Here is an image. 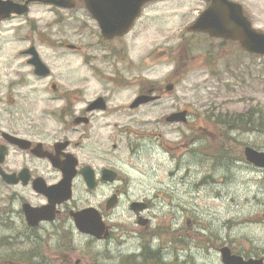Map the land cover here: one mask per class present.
I'll return each mask as SVG.
<instances>
[{
    "label": "rangeland",
    "instance_id": "rangeland-1",
    "mask_svg": "<svg viewBox=\"0 0 264 264\" xmlns=\"http://www.w3.org/2000/svg\"><path fill=\"white\" fill-rule=\"evenodd\" d=\"M232 1L243 6L255 29L264 31V0ZM203 7L197 0L162 2L145 14L146 32L127 40L132 58L144 59L148 50L160 47L173 52L175 58L186 55L189 62L170 97L157 107H148L139 115L115 117L118 127L127 130L123 139L116 138L119 148L114 165L126 184L123 200L109 219L117 228H135L130 202L148 198L152 234L147 233V240L153 249L163 248L162 264H222L219 249L223 246L243 258L264 260V170L246 162L243 156L245 147L264 153V58L246 55L239 47L220 40H178L177 33L167 31L177 24L182 31V26ZM50 15L34 8L29 16L47 19ZM17 23L9 21L0 26V115H63L60 97L66 94L72 99L70 93L75 90L83 95L79 100H90L95 84L83 83L85 72L79 62L60 60L55 55L60 50L43 49L42 58L52 72L49 81L32 77L26 58L19 54L28 46L23 39L31 36V30L27 26L13 30ZM48 32L49 46L59 48L61 43L78 42L69 34L61 38L57 26H51ZM209 47L220 49L221 55H204ZM170 72L171 64L164 61L146 74L164 76L166 87L173 79ZM49 82L55 84L56 91ZM184 109L189 112L186 124L164 121ZM219 113L252 115L256 120L254 130L234 131L223 138L208 118ZM106 193L102 190L100 199ZM127 236L122 235L121 243L109 247L116 264L140 251V239ZM32 249L38 252L39 262L31 260L29 264H46L45 247ZM21 253L20 247L0 245V264Z\"/></svg>",
    "mask_w": 264,
    "mask_h": 264
},
{
    "label": "flooded vegetation",
    "instance_id": "flooded-vegetation-1",
    "mask_svg": "<svg viewBox=\"0 0 264 264\" xmlns=\"http://www.w3.org/2000/svg\"><path fill=\"white\" fill-rule=\"evenodd\" d=\"M13 1L22 5L26 0ZM197 1L204 7L182 26V31L178 24L167 31L172 30L173 34L177 33L178 40L188 42L200 38L219 41L207 34L188 30L208 6L205 0ZM162 2L182 4L184 0L152 1L142 7L140 16L132 22L123 21L120 17L110 19L108 23L101 22L104 20L97 19L84 0H71L66 3L68 7L61 8L31 2L26 5L24 15L12 14L0 20V26L17 21L13 28L15 31L26 26L31 30V36L23 39L28 46L19 54L26 58L25 64L34 79L49 81L52 76L50 67L42 58L43 49L48 47L60 50L55 53L60 60H77L85 72L82 82L96 86L90 100H79L83 97L79 90L70 93L72 99L66 94L61 95L60 111L63 115H0V232H10L0 235V245L11 244L22 249L19 256L6 258L2 264L39 262L38 252L32 249L34 246L45 247L47 256L43 259L46 264H116L109 247L117 241L121 243L122 235H135L141 244L139 253L127 255L119 264H162L160 254L163 248L153 249L147 240V233L151 232L147 216L151 204L148 198L134 200L146 203L144 212L135 213L129 205L135 228H117L116 223L109 219L123 200L126 184V179L114 166L115 153L119 148L116 138L123 139L127 132L118 127L116 115H139L146 108L157 107L164 98L170 97V93H165L164 76L149 77L146 74L148 69L152 70L164 61L171 64L170 76H173V85L176 86L183 68L189 64L186 55L175 58L173 52L170 54L160 47L148 50L144 59L130 56L127 40L146 32L145 14ZM34 8L51 15L47 19L30 17ZM107 12V9L99 10V14ZM51 26L58 27L61 38L69 34L78 42L61 43L59 48L49 46L46 41L50 37L48 31ZM220 41L222 44L230 43ZM219 50L209 47L204 55L219 56ZM35 54L45 65L47 72L43 75L37 74L30 63ZM213 64L214 61L210 63L211 66ZM49 84L56 91L55 84ZM132 90L134 93L131 95ZM145 95L154 99L135 104L140 97H148ZM78 103H81L79 108L76 107ZM109 171L116 173L114 180L106 178ZM65 174L72 177L68 186L64 183ZM87 179L91 181L90 186ZM104 189L107 193L100 199L99 193ZM66 191L68 196L65 197ZM111 199L115 200L113 208L108 207ZM86 209L93 210L102 228L92 236L81 233L75 225L74 215ZM35 220L37 222L32 224ZM144 220L146 224L140 225Z\"/></svg>",
    "mask_w": 264,
    "mask_h": 264
},
{
    "label": "water",
    "instance_id": "water-1",
    "mask_svg": "<svg viewBox=\"0 0 264 264\" xmlns=\"http://www.w3.org/2000/svg\"><path fill=\"white\" fill-rule=\"evenodd\" d=\"M32 1V0H30ZM41 1V0H40ZM71 0H43L45 3H53L57 6H68L66 3ZM87 4V8L92 14L101 22L108 23L109 18L113 19L121 17L123 19H134L139 14L140 7L151 0H84ZM108 1L111 3L108 4ZM210 2V5L200 14L196 21L190 27V30L207 33L215 38H222L225 40H231L238 42L240 48L248 54L263 56L264 57V31L255 30L251 22L244 15L243 8L228 0H206ZM29 2V1H28ZM107 9L109 12L99 14V10ZM25 7L19 6L11 1L0 0V19L9 16L12 12L21 14L24 13ZM110 10L113 12L110 13ZM120 10L122 12H117ZM30 63H33L36 68V73L39 75L45 74L44 65L39 59H32ZM170 90L171 87H168ZM151 100L149 97H140L135 104L147 102ZM168 123L186 122V112H180L170 115L165 118ZM244 157L247 162L252 164L256 168L264 169V153L258 152L250 147H246L243 151ZM107 179L113 180L115 174L113 172H106ZM111 175V176H110ZM86 177V176H85ZM67 186L69 184L66 179ZM90 185V179H87ZM68 191V190H67ZM66 191V192H67ZM68 196V192L64 195ZM115 203L114 199L108 202V207H112ZM131 209L135 212H139L145 209V205L142 203H133ZM75 225L77 229L82 233L91 235L97 234V229L102 230L101 226L97 223L95 214L92 210H85L77 213L74 216ZM144 224V223H140ZM221 262L223 264H262L260 260H243L242 257L232 255L229 248L223 247L220 249Z\"/></svg>",
    "mask_w": 264,
    "mask_h": 264
},
{
    "label": "trees",
    "instance_id": "trees-1",
    "mask_svg": "<svg viewBox=\"0 0 264 264\" xmlns=\"http://www.w3.org/2000/svg\"><path fill=\"white\" fill-rule=\"evenodd\" d=\"M210 123L212 125L221 131V136L223 138H226L232 134L234 131H250L254 130V123L256 120L252 117V115H221L219 113L218 115L211 114L209 117ZM259 122L262 123V121L259 118ZM256 124V123H255ZM262 126V124L258 125ZM250 128V129H248ZM226 151V150H225ZM224 152V150H223Z\"/></svg>",
    "mask_w": 264,
    "mask_h": 264
}]
</instances>
